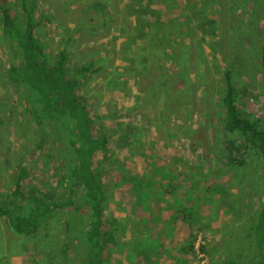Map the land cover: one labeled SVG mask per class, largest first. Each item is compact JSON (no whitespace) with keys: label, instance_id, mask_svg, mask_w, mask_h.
I'll use <instances>...</instances> for the list:
<instances>
[{"label":"rangeland","instance_id":"1","mask_svg":"<svg viewBox=\"0 0 264 264\" xmlns=\"http://www.w3.org/2000/svg\"><path fill=\"white\" fill-rule=\"evenodd\" d=\"M37 1L39 47L50 62L64 57L92 134L108 141L93 157L104 230H115L103 264H232L248 249L264 178L256 149L243 147L234 163L218 149L228 137L219 98L229 68L241 109L261 126V0ZM19 56L0 26V203L20 168L24 188L76 202L59 183L56 135L32 124L25 87L7 79ZM87 226L86 210L68 205L25 234L0 216V264L92 261Z\"/></svg>","mask_w":264,"mask_h":264},{"label":"trees","instance_id":"2","mask_svg":"<svg viewBox=\"0 0 264 264\" xmlns=\"http://www.w3.org/2000/svg\"><path fill=\"white\" fill-rule=\"evenodd\" d=\"M16 1L18 12L14 15L9 0H0L2 33L20 51L19 58L9 64L7 79L25 87L32 124L47 128L52 137L56 135L54 141L59 144L57 153L61 155L63 164L59 183L76 202L58 200L52 191L42 192L34 186L24 188L26 171L25 168H20L13 188L7 195L8 202L0 203V216L7 218L14 232L25 234L62 206L75 207L82 213L86 210L88 226L84 232L87 246L85 251L88 257L92 256V261L88 260L85 264H103V250L108 243L115 242V230H104V193L98 172L93 167V157L98 151L107 150L108 141L104 134H92L88 113L76 95V82L70 80L65 73L64 57L61 55L58 60L50 62L39 47L35 36V29L39 24L38 1ZM261 4L263 22L259 30L258 55L264 84V0H261ZM86 69L81 68L82 71ZM232 78L233 71L225 69L224 89L219 103L221 126L228 137L218 149H224V158L228 163H234L238 159L236 155L243 147L256 149L261 154V172L264 178V117L259 128L253 124L251 117L241 109L243 103L237 99L239 88ZM145 196L146 190L137 188V200ZM251 228L252 248L242 264H264V190ZM191 243L187 242L184 249L193 248Z\"/></svg>","mask_w":264,"mask_h":264},{"label":"crops","instance_id":"3","mask_svg":"<svg viewBox=\"0 0 264 264\" xmlns=\"http://www.w3.org/2000/svg\"><path fill=\"white\" fill-rule=\"evenodd\" d=\"M263 194V193H262ZM260 206V205H259ZM256 220V215L253 221V224L255 223ZM253 224L251 225V227L253 226ZM249 239H250V243L249 245H247V251L246 249L244 250H238L233 256H234V261L232 264H242L245 260H247L248 256H249V252L251 251V245L253 242V239L251 238L250 232H249ZM244 257V259L242 261H240L242 258Z\"/></svg>","mask_w":264,"mask_h":264}]
</instances>
